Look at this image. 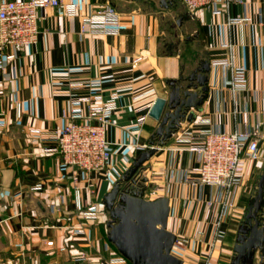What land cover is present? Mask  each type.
Instances as JSON below:
<instances>
[{
    "label": "crops",
    "instance_id": "crops-1",
    "mask_svg": "<svg viewBox=\"0 0 264 264\" xmlns=\"http://www.w3.org/2000/svg\"><path fill=\"white\" fill-rule=\"evenodd\" d=\"M96 1H108L120 11L119 34L81 32L83 14ZM78 2L76 15L45 8L36 43L22 47L0 68V264H110V255L119 251L108 239L104 198L141 153L134 143L150 144L159 125L150 115L138 125V108H151L156 97L169 93L171 80L205 61L210 63L207 98L195 110L194 120L181 121L180 129L144 163L149 178L144 196L169 198L168 229L177 236L172 253L187 240L191 248L180 249L191 260L220 251L222 263L228 259L231 264L239 226L250 203L254 205L264 171V0L237 1L223 13L190 10L182 0ZM228 15L249 19L228 23ZM228 56L246 67V88L233 92L229 71L211 63ZM105 73L114 74L103 81L105 97L113 89L120 93V108L107 129L114 158L104 171L87 174L62 162L54 149L55 136L65 123L64 111L72 110L73 100L90 93V84ZM71 81L85 86L71 88ZM81 110L85 112L84 105ZM257 124L261 157L246 159L235 205L220 218L221 204L216 201L206 217L208 201L218 189H194L181 178L183 171L198 175L195 152L188 146L199 141L200 131H234ZM75 188L80 189L84 208L98 204L97 221L82 218ZM262 212L264 195L260 219ZM79 224L86 235L70 232L71 225ZM82 255L87 258L76 260ZM186 256L179 257L182 264H199L187 262ZM15 257H21L20 263ZM259 263L264 264V251L258 249L255 264Z\"/></svg>",
    "mask_w": 264,
    "mask_h": 264
},
{
    "label": "built area",
    "instance_id": "built-area-1",
    "mask_svg": "<svg viewBox=\"0 0 264 264\" xmlns=\"http://www.w3.org/2000/svg\"><path fill=\"white\" fill-rule=\"evenodd\" d=\"M182 1L190 10L208 8L223 13L228 11L233 3L241 0ZM96 2L91 3L83 14L81 32L119 34L122 28L120 11L108 1ZM50 6L64 9L70 15H76L80 11L78 0H0V68L5 67L10 58L16 57L22 47L36 43L40 33L41 13ZM248 19V17L228 15L227 22L238 23ZM139 59L140 57L136 60ZM211 63L223 66L229 71V82L233 92L246 88L247 69L244 65L236 64L232 56L212 59ZM113 77V73L100 75L90 84L92 88L90 93L73 100V109L64 111L65 123L55 136L57 146L54 149L59 153L62 162L87 174L104 171L114 158L113 144L108 139L107 129L115 111L120 108L118 103L120 93L117 89H113L105 97L101 91L103 81ZM83 86L85 84L82 81L70 82L71 88ZM81 105L85 106L84 113H82ZM149 110L150 108L146 106L138 108L140 111L136 119L138 125L142 126L146 122ZM17 112L21 115V103L17 105ZM259 130L258 124L255 127L245 126L243 129L234 131L210 128L200 131L199 141L188 146L195 152L198 175L192 177L187 171H183L181 178L194 189L202 188L204 185L218 189L208 201L206 217L212 213L216 201L221 204L220 218L229 213L235 205L236 190L244 179L246 159L258 160L261 157ZM150 146L149 143H134L136 152L145 151ZM75 202L84 220L99 219L98 204L92 202L84 208L80 201L79 188H75ZM69 229L73 235H86V230L81 224L71 225ZM217 234L221 235L220 229ZM185 242L180 245L183 249H185ZM52 243V240L47 242L49 245ZM86 258V255H82L76 260ZM14 260L15 263H20L21 257H15ZM109 263L127 264L128 259L120 252H114L110 255Z\"/></svg>",
    "mask_w": 264,
    "mask_h": 264
},
{
    "label": "water",
    "instance_id": "water-1",
    "mask_svg": "<svg viewBox=\"0 0 264 264\" xmlns=\"http://www.w3.org/2000/svg\"><path fill=\"white\" fill-rule=\"evenodd\" d=\"M209 70V61L203 62L187 75L171 80L166 96L156 97L149 115L159 121V125L151 136V146L134 158L104 198L110 214L108 239L132 264L183 263L172 253L177 236L168 229L169 198H146L144 192L148 178L142 174L144 163L180 129L181 121L194 120L195 110H199L207 98ZM263 195L264 171L259 177L254 205L250 203L239 226L231 264H237L244 256L245 263L255 264L257 250L264 251V219L258 217ZM261 215L264 217V212Z\"/></svg>",
    "mask_w": 264,
    "mask_h": 264
},
{
    "label": "rangeland",
    "instance_id": "rangeland-1",
    "mask_svg": "<svg viewBox=\"0 0 264 264\" xmlns=\"http://www.w3.org/2000/svg\"><path fill=\"white\" fill-rule=\"evenodd\" d=\"M135 61H138V60H136L135 59ZM19 115V114H18ZM159 146V145H158ZM144 166H145V169L147 168V166L144 164ZM145 169H144V171H143V173L145 172V175H146V177H147V171H145ZM144 175V174H143ZM144 175V176H145ZM148 178V177H147ZM149 179V178H148ZM257 189V188H256ZM256 189H255V191H256ZM256 193V192H255ZM254 193V194H255ZM105 215H106V217H107V219H106V222L107 221H109V219H110V214H109V211L106 209V207H105ZM185 244L187 245L188 243L187 242H185ZM188 246V245H187ZM190 246V245H189ZM187 247V248H191V247ZM232 248H233V243H232V241H231V245H230V247H229V251H231V254H233L234 252H233V250H232ZM177 257H185L186 255L183 253V251H181V249H180V247L178 246V247H176V248H174V252H173ZM227 254V253H226ZM226 254L223 256L224 257V259H227L228 257H229V254H228V256H226ZM199 259H201L200 261H196V259H193V260H191L189 257H187L186 256V259H188V261L187 262H189V261H193V262H196V263H199V264H228V259L227 260H225V262H223L222 263V261H223V258H222V256H221V252L219 251V253H218V255L216 256V253L215 254H213L212 252H209V254L208 255H205L204 257H198Z\"/></svg>",
    "mask_w": 264,
    "mask_h": 264
},
{
    "label": "flooded vegetation",
    "instance_id": "flooded-vegetation-1",
    "mask_svg": "<svg viewBox=\"0 0 264 264\" xmlns=\"http://www.w3.org/2000/svg\"><path fill=\"white\" fill-rule=\"evenodd\" d=\"M245 260H246L245 256L241 257V258L238 259L237 264H247V262L245 263Z\"/></svg>",
    "mask_w": 264,
    "mask_h": 264
},
{
    "label": "trees",
    "instance_id": "trees-1",
    "mask_svg": "<svg viewBox=\"0 0 264 264\" xmlns=\"http://www.w3.org/2000/svg\"><path fill=\"white\" fill-rule=\"evenodd\" d=\"M128 262H129L130 264H132V262H131L130 260H128Z\"/></svg>",
    "mask_w": 264,
    "mask_h": 264
}]
</instances>
